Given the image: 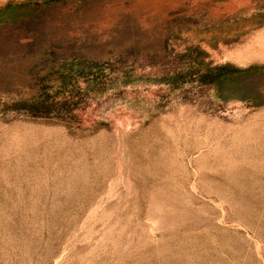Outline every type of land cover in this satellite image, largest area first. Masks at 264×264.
I'll return each mask as SVG.
<instances>
[{
    "label": "rangeland",
    "instance_id": "rangeland-1",
    "mask_svg": "<svg viewBox=\"0 0 264 264\" xmlns=\"http://www.w3.org/2000/svg\"><path fill=\"white\" fill-rule=\"evenodd\" d=\"M0 264H264V0H0Z\"/></svg>",
    "mask_w": 264,
    "mask_h": 264
},
{
    "label": "bare ground",
    "instance_id": "bare-ground-1",
    "mask_svg": "<svg viewBox=\"0 0 264 264\" xmlns=\"http://www.w3.org/2000/svg\"><path fill=\"white\" fill-rule=\"evenodd\" d=\"M263 38V37H262Z\"/></svg>",
    "mask_w": 264,
    "mask_h": 264
}]
</instances>
